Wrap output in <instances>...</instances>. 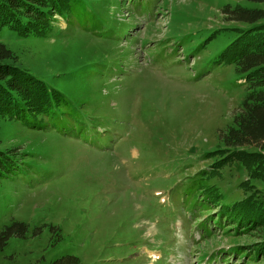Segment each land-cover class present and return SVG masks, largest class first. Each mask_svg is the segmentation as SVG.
Segmentation results:
<instances>
[{
    "label": "rangeland",
    "instance_id": "374dc122",
    "mask_svg": "<svg viewBox=\"0 0 264 264\" xmlns=\"http://www.w3.org/2000/svg\"><path fill=\"white\" fill-rule=\"evenodd\" d=\"M91 1L102 31L59 19L49 39H2L20 67L72 102L87 134L3 126L0 150L24 170L0 181V232L13 223L29 232L0 251V264H247L228 252L258 239L202 238L209 213L192 216L178 194L212 167L204 155L222 147L246 97L244 76L223 55L236 30L253 25L225 11L264 3L146 0L142 13L130 0ZM247 179L232 165L210 183L232 205Z\"/></svg>",
    "mask_w": 264,
    "mask_h": 264
},
{
    "label": "trees",
    "instance_id": "16d2710c",
    "mask_svg": "<svg viewBox=\"0 0 264 264\" xmlns=\"http://www.w3.org/2000/svg\"><path fill=\"white\" fill-rule=\"evenodd\" d=\"M130 1L137 12L151 9L146 0ZM248 1L264 3V0ZM98 7L91 0H0V136L5 124H19L29 131L53 129L63 135L87 134L84 128L76 127L77 120L70 113L72 102L20 67L16 55L2 39L8 32H14L19 39H49L59 19L68 27L80 26L83 21L85 30L102 31L105 27L99 23ZM225 13L231 22L253 25L249 30H236L239 37L223 55V60L244 76L246 97L233 126L221 135L222 147L204 155L205 161H214L212 167L194 176L190 186L178 195L182 208L192 216L209 213L208 219L197 226L202 238L213 237L215 230L233 237L246 233L257 238L249 250L236 246L228 253L247 264H258L264 261V10L247 11L238 7ZM109 33L116 39L113 32ZM232 165L247 172L248 179L241 184L245 197L228 205L219 187L210 182ZM22 166L23 159L13 151L0 150V181L24 170ZM28 232L29 227L24 223L5 227L0 232V251L14 236L25 239ZM220 254L226 255L224 251Z\"/></svg>",
    "mask_w": 264,
    "mask_h": 264
}]
</instances>
